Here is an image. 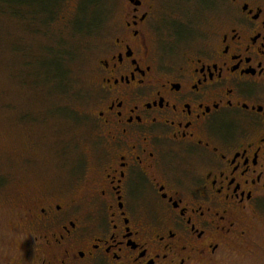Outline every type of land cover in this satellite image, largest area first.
<instances>
[{
  "label": "flooded vegetation",
  "instance_id": "1",
  "mask_svg": "<svg viewBox=\"0 0 264 264\" xmlns=\"http://www.w3.org/2000/svg\"><path fill=\"white\" fill-rule=\"evenodd\" d=\"M129 2L97 67L95 168L79 194L20 191L14 264H219L264 212V0L181 58Z\"/></svg>",
  "mask_w": 264,
  "mask_h": 264
},
{
  "label": "rangeland",
  "instance_id": "2",
  "mask_svg": "<svg viewBox=\"0 0 264 264\" xmlns=\"http://www.w3.org/2000/svg\"><path fill=\"white\" fill-rule=\"evenodd\" d=\"M143 1L162 47L174 58L203 46L236 6L235 0ZM89 2L63 0L50 25L0 13V264H14L22 251L20 191L52 189L53 182L71 184L79 194L95 168L97 67L124 25L130 2L101 0L95 10ZM61 38L72 51L63 66L70 92L66 80L51 81L43 64L54 61L47 48L58 53ZM247 227L244 241L227 247L219 264H264V212Z\"/></svg>",
  "mask_w": 264,
  "mask_h": 264
},
{
  "label": "trees",
  "instance_id": "3",
  "mask_svg": "<svg viewBox=\"0 0 264 264\" xmlns=\"http://www.w3.org/2000/svg\"><path fill=\"white\" fill-rule=\"evenodd\" d=\"M63 0H0V13H3L4 11L11 12L10 14H13L16 17L19 18H30L33 21H39L43 25H50L52 23V20L59 12V7L62 4ZM101 0H93V2H89L91 5L89 9L93 8V10L97 9V6L100 5ZM81 5L78 6V11L80 10ZM35 10V11H34ZM25 12L30 13L28 16L25 14ZM26 15V16H25ZM85 27H89L86 30H92L91 26H88L87 23L84 24ZM66 40L61 38V41H59L58 46L59 49L58 53H55V49L51 46H48V50L50 53L52 52V58H54V61L47 60L43 64L47 65L49 71V76L52 78L53 83L60 84L63 83L64 80H66L67 85L69 86V80L64 77L63 74V66L66 62V57L72 53L70 50H67L66 48ZM51 72V73H50ZM50 81V82H51ZM52 85V84H51ZM71 86H69V92H70ZM61 93H68L67 90L62 91ZM63 114L64 111H62Z\"/></svg>",
  "mask_w": 264,
  "mask_h": 264
}]
</instances>
